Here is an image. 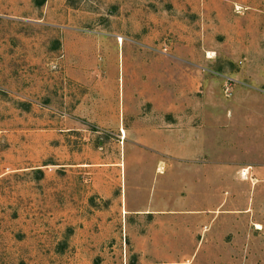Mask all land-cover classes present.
I'll return each instance as SVG.
<instances>
[{"label":"rangeland","instance_id":"obj_1","mask_svg":"<svg viewBox=\"0 0 264 264\" xmlns=\"http://www.w3.org/2000/svg\"><path fill=\"white\" fill-rule=\"evenodd\" d=\"M0 264H264V0H0Z\"/></svg>","mask_w":264,"mask_h":264},{"label":"bare ground","instance_id":"obj_2","mask_svg":"<svg viewBox=\"0 0 264 264\" xmlns=\"http://www.w3.org/2000/svg\"><path fill=\"white\" fill-rule=\"evenodd\" d=\"M119 40H121V37L119 38ZM123 135V134H122Z\"/></svg>","mask_w":264,"mask_h":264}]
</instances>
